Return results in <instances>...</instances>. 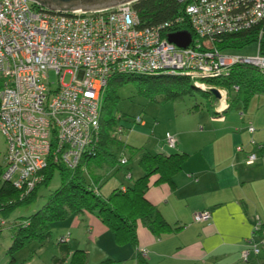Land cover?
I'll return each instance as SVG.
<instances>
[{
  "label": "built area",
  "instance_id": "2783aa9c",
  "mask_svg": "<svg viewBox=\"0 0 264 264\" xmlns=\"http://www.w3.org/2000/svg\"><path fill=\"white\" fill-rule=\"evenodd\" d=\"M185 2L192 40L187 47L169 41L164 25H141L135 1L111 8L53 11L31 0H0V131L7 140L4 181L30 192L43 180V170L61 163L70 169L98 141L103 97L109 79L117 74H183L196 86L211 89L205 80L227 76L238 64L264 71V0H179ZM255 29L257 52L242 55L216 46L218 36ZM60 74L50 86L48 71ZM71 73L69 83L64 75ZM217 88V87H215ZM226 103V92L217 88ZM138 115L135 123H141ZM249 132L255 127L249 124ZM122 131V125L117 128ZM258 149L262 144L251 141ZM169 148L176 136L166 133ZM237 145V151L243 150ZM257 154L251 151L246 164ZM127 163V158H122ZM131 174H128L130 177ZM125 189V186L123 187ZM211 212L195 215L196 221ZM0 221L3 223L0 219ZM262 238L247 240L242 261L258 256ZM61 241H69V235ZM138 252L147 254L144 247Z\"/></svg>",
  "mask_w": 264,
  "mask_h": 264
},
{
  "label": "crops",
  "instance_id": "0c3cea01",
  "mask_svg": "<svg viewBox=\"0 0 264 264\" xmlns=\"http://www.w3.org/2000/svg\"><path fill=\"white\" fill-rule=\"evenodd\" d=\"M229 101V97L226 103L219 98L212 111L196 122L186 118L189 125L166 130L165 134L176 136L177 152L186 153V158L172 183L152 175L145 196L173 229L158 235L138 220V244L132 246L136 264L140 247L146 248L144 257L151 264H242L241 251L247 240L261 238L256 225L258 219L264 223V149L251 141L264 144V99L254 109L246 106L237 118L230 113L232 106L228 109ZM220 111L225 112L216 116ZM132 123L127 122L126 127H133ZM249 123L254 125V132L248 131ZM165 134L159 133L155 141L142 145L140 156L143 151L168 152ZM239 144L244 147L242 151L236 149ZM251 151L257 160L247 165ZM140 156L138 169H134L137 178L144 173ZM202 211L211 212V218L196 221V213ZM69 239L68 244L72 237ZM73 252L63 263L53 264H70Z\"/></svg>",
  "mask_w": 264,
  "mask_h": 264
},
{
  "label": "trees",
  "instance_id": "16d2710c",
  "mask_svg": "<svg viewBox=\"0 0 264 264\" xmlns=\"http://www.w3.org/2000/svg\"><path fill=\"white\" fill-rule=\"evenodd\" d=\"M133 8L139 15L141 25L158 26L170 23L164 30H192L190 18L185 10V2L179 0H136L133 3ZM257 28H259V25L239 32L222 33L218 36L216 46L223 50L238 51L253 42L255 43L257 35L255 34V29ZM262 46H264V42ZM262 75L264 76V71L257 67L238 64L231 68L227 76L208 79L205 82L208 85L225 90L226 97H229L230 100L229 109L233 101L231 97L232 90L240 92L244 89L249 95L264 94V77L262 78ZM129 80H134L139 89L145 94L157 93L167 100L177 98L185 92H191L196 89L202 91L212 100L219 101V98L211 92V89L195 88L193 86L194 82L183 74H117L112 76L104 92L98 141L92 144L83 154L76 168L70 169L61 163L50 164L43 170V180L30 192H24L23 189H19L11 182L2 179L4 170L0 164V219L4 221L3 223L0 221V227L7 224V217L17 206H30L37 200V189L42 185L49 184L55 169L61 171V185L51 193L45 205L32 215L24 217V221H17L13 224V227L18 229V232L14 234L13 242L9 249L11 254L14 249L22 246L24 242L33 236H38L42 239L44 235L38 234L36 228L38 225L41 227L47 226L53 221L66 217L71 212L96 214L112 230L119 245L130 243L132 246L137 247L138 220H142L149 225L153 232L158 235L173 229L158 212L157 208L146 198L145 193L149 186L150 177L154 174L159 175V181L173 182V176L180 170L186 158V153L177 152V147H175L174 151L170 150L172 152L152 153L143 151L139 159V165L144 171L143 175L138 177L131 186L123 185L121 188L114 189L106 199L102 197L100 192L102 175L96 172L95 167H99L105 160L111 161V163L116 165L119 164L118 167L127 165L125 169L126 175L131 174L128 178H133V173H130L129 163H131L133 155L137 153V149L128 146V144H123L124 149L121 155L116 157L113 152L116 143H122L121 140H118L117 133L123 132L128 122L123 114L114 115L116 85ZM224 112L220 111L215 114L216 116L223 115ZM120 124L122 125V131L117 130ZM262 145L264 149V144ZM126 150L130 153L128 154ZM123 157L127 158V163L122 162ZM124 186L125 189H123ZM60 238L57 241L59 245H68L69 241L64 242ZM263 249L264 246L262 247ZM63 262L64 258L55 260V263ZM69 263L91 264L88 260L87 252L83 249L75 250ZM138 263L151 264L140 253L138 254ZM7 264L18 263H16L15 257L12 256Z\"/></svg>",
  "mask_w": 264,
  "mask_h": 264
},
{
  "label": "rangeland",
  "instance_id": "374dc122",
  "mask_svg": "<svg viewBox=\"0 0 264 264\" xmlns=\"http://www.w3.org/2000/svg\"><path fill=\"white\" fill-rule=\"evenodd\" d=\"M238 52L242 55H253L257 52V45L253 42ZM264 77L263 75L261 76ZM71 73L64 75L63 81L69 83L71 81ZM48 81L50 86L55 88L59 85L60 74L54 69L48 71ZM195 88H199L193 84ZM228 96V95H227ZM260 96V101H258ZM232 97V117H239L240 112L246 111V106L254 109L257 102L262 104L264 94L249 95L242 89L240 92L231 91ZM217 101L212 100L200 90H192L185 92L177 98L170 100L164 99L162 95L157 93L145 94L142 92L134 80H129L116 85V100L114 102V115L123 114L126 121L135 122V118L140 115L142 122L139 124L132 123L134 126L125 128L123 132L117 133L118 140L113 148L114 155L117 157L122 154L123 144L134 147L137 153L133 155L131 163H129L130 173L133 178L129 179L126 175V166H119L105 160L98 167L96 172L102 175L100 180L101 195L108 198L114 189L121 188L123 185L131 186L137 179L136 163L142 150L141 146L155 141L158 134H165L167 129H176L182 124L189 121L185 119H194L193 122L201 118L203 115L210 113ZM245 115H247L245 113ZM252 124V123H249ZM248 124V125H249ZM141 125L143 129L138 128ZM181 125V126H180ZM189 125V124H186ZM202 123L200 124V126ZM157 127V131H156ZM155 130V132H154ZM159 131V132H158ZM170 150L174 151L167 147ZM7 152V140L0 131V164L5 169V154ZM129 154L130 152L126 150ZM61 185V171L55 169L52 178L47 185H42L37 189V200L30 206L19 205L7 217V224L0 227V264H7L14 256L18 264H53L57 258H67L69 252L77 249H86L88 251V260L91 264H136L135 257L132 255V245L130 243L119 245L115 240L112 230L106 226L96 214L84 213H68L66 217L53 221L47 226L38 225L37 231L39 235H44L42 239L33 236L22 246L13 250L11 254L9 249L12 245L14 234L18 229L13 227L17 221H24V217L32 215L43 207L55 189ZM72 237V242L68 245H59L58 239L62 235ZM47 235V236H46ZM69 236V237H70ZM262 238V235H261ZM263 247V246H262ZM264 249L258 256H251L250 262L243 261L242 264H264ZM260 261V263H259ZM248 262V263H246ZM240 264V263H239Z\"/></svg>",
  "mask_w": 264,
  "mask_h": 264
},
{
  "label": "water",
  "instance_id": "95a60500",
  "mask_svg": "<svg viewBox=\"0 0 264 264\" xmlns=\"http://www.w3.org/2000/svg\"><path fill=\"white\" fill-rule=\"evenodd\" d=\"M34 3L40 4L43 7L53 10L69 12L73 10H98L103 8L115 7L119 4L136 1V0H31ZM170 42L175 43L180 47H187L192 40V34L189 30H180L168 34ZM211 92L220 98L221 94L215 87L211 88Z\"/></svg>",
  "mask_w": 264,
  "mask_h": 264
}]
</instances>
